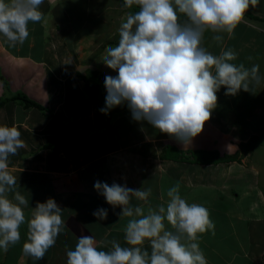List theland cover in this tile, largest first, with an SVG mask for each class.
Segmentation results:
<instances>
[{"label": "crops", "instance_id": "obj_1", "mask_svg": "<svg viewBox=\"0 0 264 264\" xmlns=\"http://www.w3.org/2000/svg\"><path fill=\"white\" fill-rule=\"evenodd\" d=\"M261 9L254 10L253 16L264 19ZM40 10L43 20L29 22V36L22 45L13 47L0 34V98L10 99L0 108V126L15 125L25 144L17 155L9 157L8 170L17 178L9 195L13 198L18 192L28 200V205L22 206L26 221L31 219L37 202L52 197L57 200L56 192L61 190L65 198L72 200L61 207L62 219L66 231L76 230V242L83 235H91L98 250H110L112 240L128 246L124 236L130 218L120 217L121 208L109 205L95 183L150 188L148 204L132 200L145 211L149 204L154 208L166 205L168 189L179 183L182 198L189 204L205 206L215 224L214 231L198 234L197 242L208 264H236L235 260H240L239 264H258L264 252V190L260 188L259 172L256 169L255 176H250L251 170L244 168L250 165L246 158L223 163L216 160L236 154L240 144L250 139V118L257 113L249 110V92L226 95L222 87L203 131L191 145L183 146L146 121L133 120L126 104L102 113L107 92L92 96L78 78L91 71L104 78L117 74L103 63L105 49L118 45L120 24L135 13L133 6L126 8L124 0H44ZM248 13L232 33L206 31L203 46L214 55L222 49H233L238 53L233 63H244L246 67L259 64L261 69L262 63L257 60L263 54L259 48L264 44V23L249 19ZM216 35H221L222 41H216ZM17 93L46 110L25 108L11 100ZM54 115H59L75 135L57 149H50L45 146L68 135ZM103 126L110 138L98 131ZM86 164L81 173L79 167ZM236 169L248 173L237 178ZM59 173L73 185L67 187L62 180L58 185ZM234 179L243 185L234 186ZM100 208L107 209L106 220L93 216ZM74 214L82 222L79 227L72 225ZM166 227L170 229L167 223ZM19 231V243L10 245L7 252L0 249V264H13L10 257H16L17 264L28 258L31 263H54L55 251L64 252V246L56 243L42 260H35L23 252L27 222ZM143 247L151 252L147 240Z\"/></svg>", "mask_w": 264, "mask_h": 264}, {"label": "clouds", "instance_id": "obj_2", "mask_svg": "<svg viewBox=\"0 0 264 264\" xmlns=\"http://www.w3.org/2000/svg\"><path fill=\"white\" fill-rule=\"evenodd\" d=\"M43 3L0 0V34L11 46L28 38L29 22L43 20ZM259 4L260 0H124L126 8L136 5L139 11L120 24L118 45L105 49L103 63L117 74L105 76L107 95L100 111L126 104L133 120L146 121L179 144L191 145L210 120L222 87L226 95L234 96L241 90L254 92L264 83L259 64L237 65L233 49L214 55L203 46L206 31L232 33L245 13ZM181 15L186 17L183 22ZM214 39L219 42L223 37ZM24 146L15 125L0 126V249L7 252L19 243V229L27 222L23 252L42 260L65 224L62 208L52 198L37 202L27 221L22 206L28 200L18 192L10 198L17 178L8 170L9 157ZM94 187L109 205L121 208L120 217L130 218L124 236L128 246L112 240L110 250H98L95 238L83 235L75 250L67 251V264H208L198 234L214 231L215 224L205 206L182 198L179 183L168 189L166 205L149 204L147 211L132 200L148 204L150 188L99 181ZM93 216L106 220L108 211L100 208ZM146 240L150 253L143 247Z\"/></svg>", "mask_w": 264, "mask_h": 264}, {"label": "rangeland", "instance_id": "obj_3", "mask_svg": "<svg viewBox=\"0 0 264 264\" xmlns=\"http://www.w3.org/2000/svg\"><path fill=\"white\" fill-rule=\"evenodd\" d=\"M259 7L263 8V9H261V12L264 13V0H261L260 4L257 7L250 8L248 10V12L250 11L251 15H254V10L259 11ZM108 19L110 20L111 18L108 17ZM249 19H252V18H249ZM260 21H263V23H264V19L262 20L260 18ZM262 26L264 27V24ZM95 27H97V25ZM259 50H261V52L263 54L258 58L257 61L259 63H262V65H261L262 68L260 69V74L262 76H264V44H263V48L261 49V47H260ZM49 84H51V83H49ZM249 98H250V100L248 102L249 110L251 108V112L257 113V115H254L252 118H250V128L248 129L249 130V138L256 136L257 141L255 143L253 150L248 155H246L245 157H241L239 160H235V161H242V159L246 158V162L250 165L244 166V168L251 170L250 176H255L254 172L256 169L258 170L259 175L257 177H259L261 179L260 188L262 190H264V83H261L259 86H257L254 89V92H249ZM247 113H248V111H247ZM98 131L99 132L104 131L103 134L106 135V137L110 138V134L107 135L108 132L104 126H103V128L99 129ZM86 133H91V131L86 132ZM247 141H249V140H247ZM247 141H245V142H247ZM223 162H228V161H221V163H223ZM247 167H250V168H247ZM86 168H87V164L82 165L81 167H79L80 172L81 173L85 172ZM89 170H91V169H89ZM91 171H93V170H91ZM246 173H248L246 170L243 173H240V171H237V169H236L235 177L241 178L240 174L245 175ZM72 177L76 178V175H72ZM63 178H64V176H61L59 173L58 174V182H57L58 185H61L59 183H62V181L66 183L67 187L73 185V184H70V182H69L70 179H63ZM255 178L250 179V182L254 181ZM238 180L239 179H234V181H235L234 186L243 185L242 183L238 182ZM250 182H249V184H250ZM244 185H246V184L244 183ZM253 185H255V184H253ZM39 196H41V193H39ZM55 196L58 197V199L55 200L56 203L60 207H63V208H65V206L67 205V201L69 202V204L72 201V200H69L68 198H65L64 192H62L61 190L57 191ZM76 216L77 215L74 214L75 220H72V225H76L79 227V226H81L82 222L79 221V219L77 220ZM75 231L76 230L73 231L72 229H70L69 231H66V226H65L64 231L60 235H58V237L56 238V242H55V244L57 243L58 245H61L62 247L64 246V248L62 249V250H64V252L63 251H60V252L55 251V253H54L55 258H53L54 263L44 262L41 264H67V262H65V259L67 258V255H66L67 251L68 250H75V246H76L75 244L78 243L74 240V239H77V237H78V234L75 233ZM220 245L222 247H225L224 243H221ZM106 249L109 250V248H106ZM238 258H240V257H237V259ZM16 260H17L16 257L15 258L10 257V262L11 261L14 262L13 264H17ZM239 261L240 260H235V263L239 264L238 263ZM221 262L222 263H220V264H224L223 261H221ZM19 264H40V263L39 262L31 263V261H29V258H28V260L26 262H21ZM258 264H264V252H263Z\"/></svg>", "mask_w": 264, "mask_h": 264}, {"label": "trees", "instance_id": "obj_4", "mask_svg": "<svg viewBox=\"0 0 264 264\" xmlns=\"http://www.w3.org/2000/svg\"><path fill=\"white\" fill-rule=\"evenodd\" d=\"M133 10H134V12H137V11H139V7L134 5ZM246 16L249 18L255 19V20H260L259 17L253 16L249 13L246 14ZM185 19H186V17H184L183 15L180 16L181 22H183ZM78 78H80L82 81H84V83L86 84V88H87L88 93L92 96L97 95L98 93H101L103 91H106V88L104 86L105 78L99 72H92L91 71V72H88L86 75H78ZM1 80L5 86H8L4 76H2V75H1ZM11 100L17 101L19 104H21L25 108H37L39 110H46L41 104H39L35 100L29 98L28 96H26L23 93H17L16 95L13 96V98ZM8 101H10V99H8L5 96L0 98V108L4 104H6ZM54 117H55L56 121H58L59 125L62 126L68 132V135L65 139L60 140V141L55 142V143H52V144H49V145L45 146V148L57 149L63 142L70 140L75 135L74 131H71V129H69V127L65 126L64 120L59 115H54ZM256 141H257V137L253 136L249 139V141L243 142L240 144L239 151L236 154L230 155V156H225L222 158L217 157L216 160L218 162L239 160L241 157H245L246 155H248L253 150Z\"/></svg>", "mask_w": 264, "mask_h": 264}]
</instances>
